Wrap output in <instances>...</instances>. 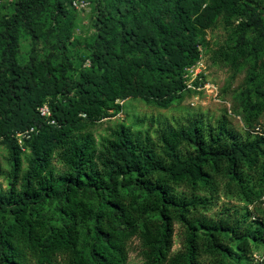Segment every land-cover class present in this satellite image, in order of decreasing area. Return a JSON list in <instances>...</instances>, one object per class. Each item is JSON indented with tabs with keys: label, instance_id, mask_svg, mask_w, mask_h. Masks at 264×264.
<instances>
[{
	"label": "trees",
	"instance_id": "1",
	"mask_svg": "<svg viewBox=\"0 0 264 264\" xmlns=\"http://www.w3.org/2000/svg\"><path fill=\"white\" fill-rule=\"evenodd\" d=\"M66 2L56 1L62 17ZM151 2L149 13L139 10ZM35 7L22 0L0 31V144L9 161L7 189L0 186V211L8 216L0 222V264H127L132 239L140 264H249L256 246L264 263V210L257 203L264 195V133H255L264 99L244 106L243 132L224 121L188 119L160 128L158 148L147 130L133 126L120 125L98 142L89 129L129 98L167 108L185 87L181 73L198 57L199 37L219 18L237 21L240 30L262 29L251 0H119L118 18L131 20H115L117 30L110 10L96 14L89 66L77 71L65 44L55 64L35 51L18 63L13 29L21 23L38 37ZM43 103L54 124L38 114ZM31 127L37 132L23 152L12 135ZM220 197L242 202L243 212L223 205L209 215ZM45 204H54L59 225L45 220ZM175 226L181 247L173 251Z\"/></svg>",
	"mask_w": 264,
	"mask_h": 264
},
{
	"label": "rangeland",
	"instance_id": "2",
	"mask_svg": "<svg viewBox=\"0 0 264 264\" xmlns=\"http://www.w3.org/2000/svg\"><path fill=\"white\" fill-rule=\"evenodd\" d=\"M36 7L30 10L33 21L38 22V37L35 39L25 31L19 23L14 31L16 36L17 61L20 65L28 62L29 54L35 51L39 59H45L55 64L64 53L60 46L68 47L66 55L75 71L87 67L85 60L94 45L97 30L93 27V18L98 13L111 12V18L119 30L115 20H131L132 15L125 19L118 18L116 6L119 0H89L90 8L85 12H75L68 9L69 14L62 17L57 12V0H28ZM22 0H0V31L4 19L12 18L16 14ZM251 5L259 10L262 20V29L247 28L240 30L237 21L227 22L223 18L198 39L200 52L196 60L186 66L181 77L185 87L177 91L170 105L163 109L146 104L140 98H129L118 101L121 110L113 117L96 121L89 129L96 141L99 137L109 135L120 125L133 126V129L148 132L150 141L158 148L160 146L158 132L164 126L182 124L188 119H201L205 124L214 126L219 121L227 123L228 127L236 132L247 130L244 122V106L264 99V0H251ZM154 2L140 3L139 10L149 13ZM20 21V17L18 18ZM240 36H242V41ZM242 43V44H240ZM119 44H115L117 50ZM3 41L0 36V58ZM130 55L125 53V58ZM74 71L70 74L72 81L77 80ZM141 125L136 127V123ZM135 125V126H134ZM257 128L264 133V110L259 114ZM182 152L188 150L186 146L180 148ZM57 168L59 164L53 162ZM25 168V164H23ZM9 180V161L7 151L0 144V186L7 189ZM223 205L234 206L240 212L244 204L235 199L227 200L220 197L219 202L209 212L217 214ZM45 220L52 225H59V215L54 210V204H45L41 209ZM8 216L0 211V222ZM253 228L254 225L252 224ZM81 233L80 247L85 246L84 226L78 225ZM172 250L181 247V238L177 235L175 226ZM139 245L132 239L129 245L127 264H140L138 253ZM262 253V246L252 248V251ZM250 263V262H249ZM225 264H248L247 260L238 261L228 258Z\"/></svg>",
	"mask_w": 264,
	"mask_h": 264
},
{
	"label": "built area",
	"instance_id": "3",
	"mask_svg": "<svg viewBox=\"0 0 264 264\" xmlns=\"http://www.w3.org/2000/svg\"><path fill=\"white\" fill-rule=\"evenodd\" d=\"M68 8L75 12H85L90 8V1L89 0H67L66 2ZM198 55L200 52L199 45L197 46ZM85 65L89 66V61L85 60ZM38 114L45 119L47 124H54V121L50 120V111L47 103H43L39 107H37ZM37 130L34 127L25 129L23 131L15 132L12 137L16 140L17 146L23 152L25 151L24 142L28 141L32 134L36 133ZM259 132V128H255V133ZM1 140V138H0ZM260 208L264 210V195L260 196L257 201ZM251 208V206H249ZM249 264H264L263 263V256L260 253L252 252L250 263Z\"/></svg>",
	"mask_w": 264,
	"mask_h": 264
}]
</instances>
